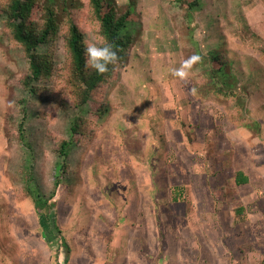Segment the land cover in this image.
<instances>
[{
    "label": "rangeland",
    "instance_id": "1",
    "mask_svg": "<svg viewBox=\"0 0 264 264\" xmlns=\"http://www.w3.org/2000/svg\"><path fill=\"white\" fill-rule=\"evenodd\" d=\"M101 1L130 12L132 47L98 100L80 108L65 79L55 101L24 88L28 59L0 17V264H64L54 223L70 245L67 264H264V0ZM48 5L64 28L76 23L99 40L89 0ZM32 15L43 22L46 4ZM52 50L58 67L69 65L63 38ZM217 51L227 57L219 84L241 91L242 112L201 80ZM76 116L89 121L78 143ZM133 165L155 177H126ZM241 170L250 181L237 185ZM152 184L160 195L146 194ZM125 185L128 196L111 192ZM27 187L44 200L56 189L53 210L37 209Z\"/></svg>",
    "mask_w": 264,
    "mask_h": 264
},
{
    "label": "trees",
    "instance_id": "2",
    "mask_svg": "<svg viewBox=\"0 0 264 264\" xmlns=\"http://www.w3.org/2000/svg\"><path fill=\"white\" fill-rule=\"evenodd\" d=\"M45 4L46 18L43 22H40L32 15V12L36 6ZM89 4L94 21L98 25V41L110 42L119 53V60L116 65H110L109 71L103 74H99L95 70L86 67L85 41L87 40L85 33L76 23H71L67 28H64L62 22L59 21L57 15H55L50 5H48V0H0V17L3 19L4 28L8 32L13 44L21 48L28 59V73L22 79L26 90L35 95L50 96V94H53V100L55 101L57 99L56 96L63 94L57 89L56 80L65 79L68 82V87L65 88V91L68 92L69 97L73 101L72 105L75 108L84 107L90 102H96V99L100 96V89L109 84L117 67L125 62L129 54L133 36L125 32V30L128 23L132 21L129 19L131 15L129 11L120 14L113 7L109 11H104L101 0H89ZM58 38H63L64 40L69 59L68 66L58 67L55 63L52 47ZM49 43H52V46L49 47L47 52L39 51L40 46ZM210 56L212 69L209 73L203 74L201 80L213 82L212 85L215 86L213 90L218 100L223 101L227 98L234 101L238 99L241 103L240 105L243 106L242 100L244 95L241 91L233 89L234 85L231 83L229 84L231 86V90L229 91L219 84V74L224 72L227 57L221 51H217L214 54L210 53ZM64 73L67 74V77H65ZM51 81H55V88L45 84ZM54 89H56V96ZM245 107L244 103L243 107H239V111L242 112ZM88 122V119L83 116L75 117L74 123L71 126L73 137L75 135L82 137L76 141L74 140L75 142L78 143L80 140L87 139L86 129L83 125ZM21 132L20 138L23 139V131ZM70 145V139L63 138L58 142V150L62 157L69 156ZM64 166H68V164L66 163ZM249 181L250 178L246 171L241 170L236 173L235 183L237 185L247 184ZM55 183L56 189H59L61 181L57 179ZM56 189L52 193V196L46 200L40 197H33L32 191L28 187L27 193L37 201V209L48 206L51 208L50 210H53L56 206L55 197L58 194ZM237 212H243V208L237 209ZM39 214L44 219V224L47 222L48 225L50 222L48 214ZM53 225V229L49 226V230L58 238L59 247L56 249V253L64 252L66 255L64 264H67L71 253L69 242L62 235V231L58 225L56 223ZM58 263L62 264L61 261Z\"/></svg>",
    "mask_w": 264,
    "mask_h": 264
},
{
    "label": "clouds",
    "instance_id": "3",
    "mask_svg": "<svg viewBox=\"0 0 264 264\" xmlns=\"http://www.w3.org/2000/svg\"><path fill=\"white\" fill-rule=\"evenodd\" d=\"M85 64L89 69L95 70L99 74L109 71L110 65H116L119 60V53L110 42L107 41H85ZM193 60L199 59L198 56ZM185 75L183 71L178 73Z\"/></svg>",
    "mask_w": 264,
    "mask_h": 264
},
{
    "label": "crops",
    "instance_id": "4",
    "mask_svg": "<svg viewBox=\"0 0 264 264\" xmlns=\"http://www.w3.org/2000/svg\"><path fill=\"white\" fill-rule=\"evenodd\" d=\"M187 144V143H186ZM189 144V143H188ZM189 145H191V144H189ZM202 145H204L203 143H202ZM187 146V145H186ZM191 148V147H190ZM101 169V168H100ZM132 170H130V176H126V177H134V178H136L137 177V174L136 173H134V172H136V171H134V170H140L141 172V174H139L138 176L140 177V178H147V177H149V178H154L155 176L153 175V173H152V175L150 174V173H148V172H146L145 171V169H141V168H139V167H136V165H133L132 166V168H131ZM119 173H120V171H121V165L119 166ZM117 175H119V174H114L113 175V178H116L117 177ZM121 175L123 176V173L121 172ZM138 178V177H137ZM128 179V178H127ZM127 182V181H126ZM144 183V182H143ZM168 187V189L169 188H172V186H167ZM176 187V186H175ZM144 191H146V194L148 193V194H154V195H160V193H161V191H163L162 190V188L160 187V186H158L157 184H155V185H151V187H149V186H147L146 187V189L144 190ZM111 192H113V193H118L119 192V194L120 193H122V194H128V193H130V190H129V187L127 186V185H125L124 187H121L120 189L119 188H116V189H111ZM110 192V193H111ZM140 194H144L145 192H143V191H140L139 192ZM121 194V195H122ZM120 195V196H121ZM128 196V195H127ZM122 197L123 196H121L120 198L122 199ZM118 198V197H117ZM116 198V199H117ZM134 199L133 200H135V201H132V202H135V203H137V200L139 201V197L138 198H136V197H133ZM157 199H158V196L156 197ZM159 200V199H158ZM127 200H126V198H125V200H124V202H126ZM143 202V201H142ZM154 204V203H153ZM153 206H155V205H153ZM157 207H158V205H157ZM126 214H127V212H126ZM134 215V214H133ZM128 216V215H127ZM131 216V219L133 218V216H132V214H130V212H129V216L128 217H130ZM128 221V220H127ZM138 256V255H137ZM120 257H123V256H119L118 258H120ZM118 258H116L117 260H118ZM138 259H142L141 257H138ZM166 264H170L169 263V261H168V263H166Z\"/></svg>",
    "mask_w": 264,
    "mask_h": 264
}]
</instances>
